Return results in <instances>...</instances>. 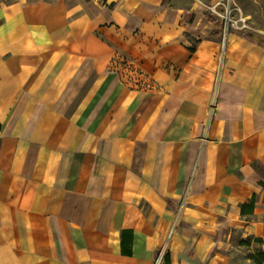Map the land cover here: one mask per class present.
<instances>
[{
  "label": "crops",
  "instance_id": "crops-1",
  "mask_svg": "<svg viewBox=\"0 0 264 264\" xmlns=\"http://www.w3.org/2000/svg\"><path fill=\"white\" fill-rule=\"evenodd\" d=\"M217 2L0 0V264H264V44Z\"/></svg>",
  "mask_w": 264,
  "mask_h": 264
},
{
  "label": "built area",
  "instance_id": "built-area-1",
  "mask_svg": "<svg viewBox=\"0 0 264 264\" xmlns=\"http://www.w3.org/2000/svg\"><path fill=\"white\" fill-rule=\"evenodd\" d=\"M206 7L215 16L220 18L223 24L224 34L232 31V29L243 32H251L254 30L249 20H247V17L243 15L240 7L236 5L234 0H222L221 3L217 2V4L207 5ZM184 199L185 196L182 197L181 202L184 201ZM154 264H157V262Z\"/></svg>",
  "mask_w": 264,
  "mask_h": 264
},
{
  "label": "rangeland",
  "instance_id": "rangeland-1",
  "mask_svg": "<svg viewBox=\"0 0 264 264\" xmlns=\"http://www.w3.org/2000/svg\"><path fill=\"white\" fill-rule=\"evenodd\" d=\"M238 5L241 7L243 13H247L249 23L252 25L254 30L252 33H255L259 36V41L257 43L264 44V0H236ZM235 13V12H234ZM232 235L235 234L231 233ZM234 240L237 242V238ZM240 248L246 250L244 245H239Z\"/></svg>",
  "mask_w": 264,
  "mask_h": 264
},
{
  "label": "trees",
  "instance_id": "trees-1",
  "mask_svg": "<svg viewBox=\"0 0 264 264\" xmlns=\"http://www.w3.org/2000/svg\"><path fill=\"white\" fill-rule=\"evenodd\" d=\"M260 184H261L262 187H264V182H261ZM254 198H255V195L253 194V196L250 198V200H249L248 203H243V204H241V212H242V213H243L244 210H245V209H244L245 206H247L248 211H251V210H252V208H253V206H254V205H253ZM251 238H252L251 236H247L246 238L242 239L241 241L244 242V243H248V242L251 240ZM254 240H256V241H261V238L255 237ZM122 252H123V249H122ZM249 256H250L251 258H253V260H254L255 262H262V261H264V250H262V249H258V250H257V253H256V257L253 256V254H250Z\"/></svg>",
  "mask_w": 264,
  "mask_h": 264
},
{
  "label": "water",
  "instance_id": "water-1",
  "mask_svg": "<svg viewBox=\"0 0 264 264\" xmlns=\"http://www.w3.org/2000/svg\"><path fill=\"white\" fill-rule=\"evenodd\" d=\"M246 36H248L249 38L255 40V41H259V36L255 33H252V32H247L246 33Z\"/></svg>",
  "mask_w": 264,
  "mask_h": 264
}]
</instances>
